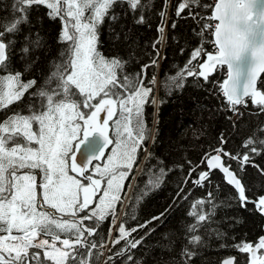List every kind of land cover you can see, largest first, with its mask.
<instances>
[{
	"label": "snow or ice",
	"instance_id": "6c2138e0",
	"mask_svg": "<svg viewBox=\"0 0 264 264\" xmlns=\"http://www.w3.org/2000/svg\"><path fill=\"white\" fill-rule=\"evenodd\" d=\"M164 3L152 44L153 58L139 72L128 74V60L106 57L100 51L99 29L105 19L116 21L118 6L136 24L145 23L144 12L151 0H11L10 17L0 23V112L12 104L19 108L26 93L30 102L22 110L5 112L0 119V264H133V250L142 245L143 237L132 234L168 211L135 227H126L127 220L118 224L121 215L130 214L123 212L126 194L122 198V181L132 175L134 165L139 167L137 153L151 139L145 106L158 104L153 95L157 81L154 74L147 77V68L158 66L157 45L166 39L168 0ZM40 6L47 9L49 19L61 22L56 43L62 47L56 57L48 59L46 76L37 87L36 79L24 81L23 73L10 71L9 60L17 39L24 42L20 48L24 56L33 53L32 64L46 49L39 32L21 36L33 9ZM174 14L191 19L197 25L193 34L201 40L186 64L162 84L165 91L183 88L188 77L212 84L210 77L223 71L225 78L218 88L226 109L243 116L240 109L250 103L264 114V0H178ZM171 27L175 29V22ZM205 37L210 38L214 51L203 47ZM256 131L260 137L254 132L243 141L242 147L247 149L243 154L226 151L222 145L227 141L221 137V146L202 159L204 167L198 172L196 167L190 169L177 197L188 179L203 188L211 184L213 170H218L240 206L252 203L264 216V196L250 200L241 175L246 166L264 174V168L254 161L255 155H264V126ZM231 161H236L235 169ZM166 171L160 167L146 180L144 194L159 186ZM207 197L193 200L189 206L188 245L201 243L199 230L212 218L213 193L209 191ZM104 222L108 223L106 236L100 231ZM235 247L247 254V264H264V237ZM112 249H116L114 253ZM105 251L112 254L101 260ZM181 254L194 255L187 246ZM225 264H235L234 258Z\"/></svg>",
	"mask_w": 264,
	"mask_h": 264
},
{
	"label": "trees",
	"instance_id": "16d2710c",
	"mask_svg": "<svg viewBox=\"0 0 264 264\" xmlns=\"http://www.w3.org/2000/svg\"><path fill=\"white\" fill-rule=\"evenodd\" d=\"M201 2L208 3L211 0ZM10 3L11 0H0V23L10 17ZM177 3L178 0H168L166 39L162 45H157L160 48L158 66L147 68V77L151 78L153 74L156 77L153 95L158 104L155 107L145 106L146 122L152 129L151 139L146 140L137 153L136 164L139 167L134 165L132 175L122 181V198H125L126 194L123 212L130 214L121 215L118 224L127 220L126 227H135L150 221L154 216H159L165 209L168 210L161 219L152 221L146 228L132 234L137 239L143 237L142 245L133 250V264H222L224 260L232 257L235 258V264H247V254L238 252L235 245L242 241L255 243L258 238L264 237V216L258 214L254 205L241 207L235 198L236 193L217 171L213 172L210 185L196 187L191 179H188V183L183 185L184 192L180 198L177 197V191L192 167H196L197 172L204 167L202 159L206 153L221 146V137L227 141L222 145L226 151L232 154H243L247 151L242 147V143L253 136L254 132L257 138L260 137L261 134L256 130L264 126V114L258 113L249 103L248 108H242L243 116L236 121L232 119V113L224 106V98L218 88V82L225 78L223 71L210 77L212 84L188 77L183 88L174 89L171 93L165 91L162 84L186 64L191 51L201 40L193 34L197 25L191 19L175 16ZM164 7V0H151L150 6L144 12L146 20L143 24H136L131 14H124L126 9L116 7V21L110 23L105 19L100 26V51L106 57L119 56L128 60V74L139 72L141 66L148 64L154 56L152 44L157 39L159 12ZM46 13L47 9L43 6L34 8L30 24L26 25L21 33L23 36L29 32H39L43 36L47 47L40 53V59L32 64L33 53L24 56L20 51L24 42L17 39L9 60L10 71L23 73L24 81L36 79L37 87L46 76L48 59L56 57L58 49L62 47L56 43L61 22L49 19ZM173 22L176 24L175 29L171 27ZM209 40V37L204 38L203 47L207 51H214ZM144 82L147 84L148 79ZM34 90L30 89L29 92ZM29 102L30 97L26 93L24 99L19 102V108L17 104H12L5 112L22 110ZM5 112H0V119H3ZM147 153L151 155L145 159ZM254 161L260 168H264V155H255ZM231 164L234 169L237 167L236 161H231ZM160 167L167 171L159 186L151 187L144 194L146 180L158 172ZM241 175L246 188L245 195L250 200L264 196V174L256 167L246 166ZM209 191L213 193L215 203L212 218L199 230L201 243L197 246L188 245L189 234L186 232V226L192 221L187 215L189 206L193 200H207ZM185 195L188 197L186 200L182 198ZM136 197L141 198L136 200ZM207 210L206 204L205 211ZM132 215L134 219L131 218ZM107 230L108 223L104 222L100 229L101 234L106 236ZM116 235V229L113 228L112 237L115 238ZM185 246L194 253L192 257L182 256ZM119 247L120 245H116V248ZM115 250L112 249V253ZM112 253L105 251L101 260ZM124 264L129 262L124 261Z\"/></svg>",
	"mask_w": 264,
	"mask_h": 264
},
{
	"label": "built area",
	"instance_id": "2783aa9c",
	"mask_svg": "<svg viewBox=\"0 0 264 264\" xmlns=\"http://www.w3.org/2000/svg\"><path fill=\"white\" fill-rule=\"evenodd\" d=\"M241 110V112H242V108L240 109ZM241 116H239V115H233L232 114V119L234 120V121H236V120H238L239 118H240Z\"/></svg>",
	"mask_w": 264,
	"mask_h": 264
},
{
	"label": "water",
	"instance_id": "95a60500",
	"mask_svg": "<svg viewBox=\"0 0 264 264\" xmlns=\"http://www.w3.org/2000/svg\"><path fill=\"white\" fill-rule=\"evenodd\" d=\"M106 154H107V153H106ZM78 159H79V157H78ZM215 171L219 172L218 170H213V172H215ZM219 173H220V172H219ZM221 175H222V174H221ZM230 187H231V186H230ZM231 188H232V187H231ZM248 204H252V203H248ZM262 251H264V250H262ZM258 254H259V253H258ZM229 259H233V257H232V258H229ZM226 260H228V259H226ZM226 260H224L222 264H225ZM234 260H235V258H234Z\"/></svg>",
	"mask_w": 264,
	"mask_h": 264
},
{
	"label": "flooded vegetation",
	"instance_id": "af4514ba",
	"mask_svg": "<svg viewBox=\"0 0 264 264\" xmlns=\"http://www.w3.org/2000/svg\"><path fill=\"white\" fill-rule=\"evenodd\" d=\"M39 182H40V177L38 176V177H37V183H39ZM39 191H40V190L38 189V193H39ZM38 199H39V196H38ZM50 211H54V210H50ZM57 215H59V214H57Z\"/></svg>",
	"mask_w": 264,
	"mask_h": 264
},
{
	"label": "rangeland",
	"instance_id": "374dc122",
	"mask_svg": "<svg viewBox=\"0 0 264 264\" xmlns=\"http://www.w3.org/2000/svg\"><path fill=\"white\" fill-rule=\"evenodd\" d=\"M57 246L59 247L60 245L59 244H57ZM111 246V244H109V246L108 247H110Z\"/></svg>",
	"mask_w": 264,
	"mask_h": 264
}]
</instances>
